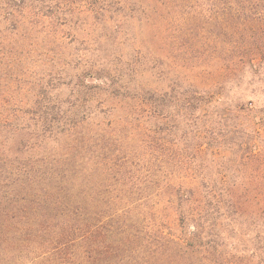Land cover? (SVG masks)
<instances>
[{"label": "trees", "instance_id": "16d2710c", "mask_svg": "<svg viewBox=\"0 0 264 264\" xmlns=\"http://www.w3.org/2000/svg\"><path fill=\"white\" fill-rule=\"evenodd\" d=\"M161 45L221 81L159 91ZM247 56L264 0H0V70L45 68L0 91V264H264Z\"/></svg>", "mask_w": 264, "mask_h": 264}, {"label": "rangeland", "instance_id": "374dc122", "mask_svg": "<svg viewBox=\"0 0 264 264\" xmlns=\"http://www.w3.org/2000/svg\"><path fill=\"white\" fill-rule=\"evenodd\" d=\"M186 15L191 16L192 14L190 13ZM184 16L185 15L177 16V13L170 14V18L174 17V19H177L178 23H181V21H185L183 18ZM202 18L203 17H198L197 19ZM218 18L228 21L231 20L228 15H221ZM188 27H191V25H188ZM177 28L183 29V25H178ZM179 34L180 32L173 30L171 32V37H178ZM170 47L171 68L169 73H166L169 68L165 63L166 58L162 45L161 49L159 50V56H161V60L159 59L161 62L159 67L161 70H164L165 73L164 75L161 73L156 84L159 91H166L167 77H169V90L171 91H193V85L195 83L199 85L198 89H200V91H203L204 89H206L204 86L207 84L206 82L214 84L218 81H221V78H209L204 76V74L199 75L195 80L198 72L194 69H190L193 63L186 64L184 65L185 67L178 66L176 63L177 60H175V56H177L178 54L177 47L174 45H171ZM124 49L128 50L129 47H124ZM234 69L235 75H233L232 78L226 79L228 81L226 82V85H224L223 89H225V91L231 90L232 93H235L238 96H242L247 104L249 102L253 103V116H250L252 121L249 120L253 127V138L255 137V135H257L255 140L258 139L257 141H259L260 146L264 148V126L263 123L257 118L264 117V62L260 61L259 65V63H257L256 61L253 62L250 56H247V58L241 60V62H239L237 66H234ZM44 71V66L36 61L35 58L28 59L22 63H19L13 74L9 73L7 75L6 73H4V70H0V91L7 90V88L3 86L6 80H10L6 79L7 76L9 78H12L11 85H14L12 88H14L15 91H32L36 89V78L39 75L44 74ZM204 78H207L208 80ZM255 140H253V142Z\"/></svg>", "mask_w": 264, "mask_h": 264}]
</instances>
